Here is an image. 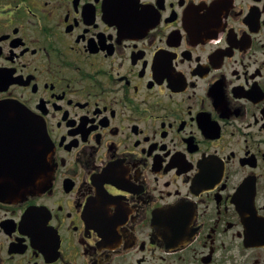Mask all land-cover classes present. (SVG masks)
<instances>
[{"label": "flooded vegetation", "instance_id": "obj_1", "mask_svg": "<svg viewBox=\"0 0 264 264\" xmlns=\"http://www.w3.org/2000/svg\"><path fill=\"white\" fill-rule=\"evenodd\" d=\"M2 102L0 264H264V0H0Z\"/></svg>", "mask_w": 264, "mask_h": 264}, {"label": "water", "instance_id": "obj_2", "mask_svg": "<svg viewBox=\"0 0 264 264\" xmlns=\"http://www.w3.org/2000/svg\"><path fill=\"white\" fill-rule=\"evenodd\" d=\"M12 107H20L18 103H10V102H2L0 103V109L2 108H12ZM26 116V121L28 123V128L31 123V130L33 134V155H35V165H36V174L33 177V180L31 184H29L28 179H21L20 180V188L18 192L16 193H10L8 188L5 187L6 184L10 182L5 181L4 184L0 187V199H11L16 198L17 195H20L23 192H29L33 190L34 188H39L41 185H45L49 178H50V165H49V158H50V152L52 150V143L49 142V139L47 138L46 133L43 131L42 123L36 119L35 116L31 114L30 120H28L29 113L27 111H23ZM21 112V114H23ZM14 114H18V112H14ZM30 121V123H29ZM25 124L22 125V130H24ZM27 128V124H26ZM20 129V128H19ZM19 180H16L18 182ZM12 183V182H11ZM12 190L14 191V188L11 186Z\"/></svg>", "mask_w": 264, "mask_h": 264}]
</instances>
